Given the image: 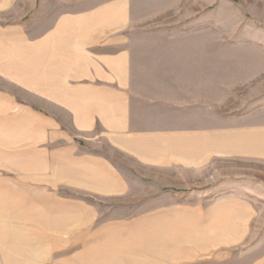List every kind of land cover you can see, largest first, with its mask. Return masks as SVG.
<instances>
[{
	"label": "rangeland",
	"instance_id": "rangeland-1",
	"mask_svg": "<svg viewBox=\"0 0 264 264\" xmlns=\"http://www.w3.org/2000/svg\"><path fill=\"white\" fill-rule=\"evenodd\" d=\"M81 1L0 0V29L26 31ZM133 2L143 56L210 63L209 80L189 91L196 122L258 125V145L239 150L229 136L227 153L177 184L133 176L141 170L99 137L77 139L83 154L52 155L45 179L0 167V264H264V0ZM101 157L127 175L128 191H97L114 179L99 176Z\"/></svg>",
	"mask_w": 264,
	"mask_h": 264
},
{
	"label": "crops",
	"instance_id": "crops-1",
	"mask_svg": "<svg viewBox=\"0 0 264 264\" xmlns=\"http://www.w3.org/2000/svg\"><path fill=\"white\" fill-rule=\"evenodd\" d=\"M133 3L82 0L49 23L44 18L26 31L0 29L2 169L45 179L51 177L52 155L83 154L77 139L99 137L141 170L133 176L157 173L177 184L180 176L196 175L212 155L227 153L229 136L239 150L258 145V125L232 131L212 129L210 118L196 122L195 94L189 91L198 76L209 80L210 63L195 69L193 57L176 63L143 56V20L139 3ZM21 91L26 100L19 103ZM99 162V176L114 179L97 191L129 190L116 164L105 157Z\"/></svg>",
	"mask_w": 264,
	"mask_h": 264
}]
</instances>
